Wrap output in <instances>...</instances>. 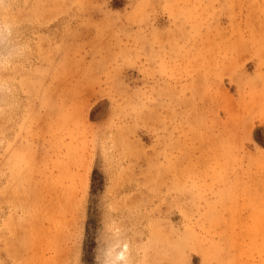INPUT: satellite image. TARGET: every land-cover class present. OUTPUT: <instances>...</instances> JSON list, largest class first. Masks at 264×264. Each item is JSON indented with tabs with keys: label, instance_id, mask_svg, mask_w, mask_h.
Returning <instances> with one entry per match:
<instances>
[{
	"label": "rangeland",
	"instance_id": "obj_1",
	"mask_svg": "<svg viewBox=\"0 0 264 264\" xmlns=\"http://www.w3.org/2000/svg\"><path fill=\"white\" fill-rule=\"evenodd\" d=\"M0 264H264V0H0Z\"/></svg>",
	"mask_w": 264,
	"mask_h": 264
}]
</instances>
